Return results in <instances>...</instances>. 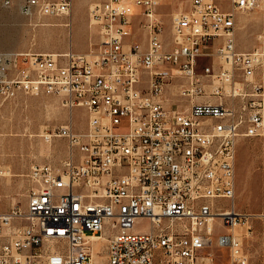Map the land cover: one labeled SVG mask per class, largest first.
I'll return each mask as SVG.
<instances>
[{"label":"built area","instance_id":"built-area-1","mask_svg":"<svg viewBox=\"0 0 264 264\" xmlns=\"http://www.w3.org/2000/svg\"><path fill=\"white\" fill-rule=\"evenodd\" d=\"M16 3L39 22L74 6L0 9ZM189 4L170 43L160 0H104L89 6L88 52H0L1 98L45 93L85 111L84 128L72 117L45 135L65 139L68 157L31 168L26 207L0 211V264H101L94 238H107L106 264H212L213 248L252 264L236 231L264 214L237 210V153L264 136V49L239 50L236 31L260 0ZM136 22L146 44L129 41Z\"/></svg>","mask_w":264,"mask_h":264},{"label":"rangeland","instance_id":"rangeland-1","mask_svg":"<svg viewBox=\"0 0 264 264\" xmlns=\"http://www.w3.org/2000/svg\"><path fill=\"white\" fill-rule=\"evenodd\" d=\"M83 1L74 0L70 14L41 22L23 16L17 3L0 9V52H88L91 43L97 41L98 31L90 26L89 10L80 3ZM88 1L92 5L104 0ZM160 1L159 16L165 40L170 43L172 16L187 9L190 0ZM129 41L147 43L144 30L137 22L132 25ZM236 43L239 50L264 49V0H260L254 11L238 15ZM72 117L77 122V129L85 127V111L75 109ZM70 118L71 111L55 95L20 93L8 100L0 96V211H8L13 206L26 207L30 188L28 175L34 165H60L68 157L65 139L55 138L48 142L45 135L67 124ZM235 202L240 212L264 214V136L242 138L239 142ZM222 203L229 205L230 202ZM217 225L218 232L227 231ZM236 232L247 234L244 246L251 263L264 264V218L253 222L249 234L245 228H238ZM106 246L107 240L99 241L92 252L97 257L93 256L94 261L107 263ZM211 252L214 253L212 264H229L225 251L213 248Z\"/></svg>","mask_w":264,"mask_h":264},{"label":"bare ground","instance_id":"bare-ground-1","mask_svg":"<svg viewBox=\"0 0 264 264\" xmlns=\"http://www.w3.org/2000/svg\"><path fill=\"white\" fill-rule=\"evenodd\" d=\"M258 7H259V6H258ZM92 28H93V27H92ZM93 29H94V28H93ZM70 119H72V112H71V118H70ZM100 240L106 241L107 238H104V239H102V238H94V239H92V244L88 246L91 252H94V248H95L96 246H98ZM96 249H97V247H96ZM93 254H94L93 256H94L95 258H97V257L95 256V253H93ZM97 255H98V254H97ZM97 260H98V259H97ZM93 261H94V260H93ZM98 261H99V260H98ZM94 262L98 263L97 261H94Z\"/></svg>","mask_w":264,"mask_h":264},{"label":"crops","instance_id":"crops-1","mask_svg":"<svg viewBox=\"0 0 264 264\" xmlns=\"http://www.w3.org/2000/svg\"><path fill=\"white\" fill-rule=\"evenodd\" d=\"M80 3H82V4H85V7H86V11H87V9L89 10V5H90V1H88V0H85V1H83V2H80ZM241 51H245V50H250V48H242V49H240Z\"/></svg>","mask_w":264,"mask_h":264}]
</instances>
